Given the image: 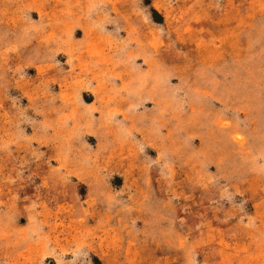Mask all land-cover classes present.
Returning a JSON list of instances; mask_svg holds the SVG:
<instances>
[{
    "label": "rangeland",
    "instance_id": "374dc122",
    "mask_svg": "<svg viewBox=\"0 0 264 264\" xmlns=\"http://www.w3.org/2000/svg\"><path fill=\"white\" fill-rule=\"evenodd\" d=\"M0 264H264V0H0Z\"/></svg>",
    "mask_w": 264,
    "mask_h": 264
}]
</instances>
